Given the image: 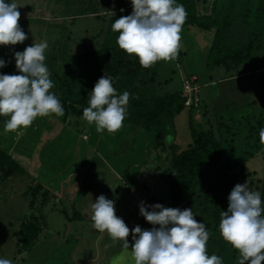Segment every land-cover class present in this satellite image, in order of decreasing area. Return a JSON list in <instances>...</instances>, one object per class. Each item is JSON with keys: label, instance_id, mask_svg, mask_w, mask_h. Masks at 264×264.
Returning <instances> with one entry per match:
<instances>
[{"label": "rangeland", "instance_id": "374dc122", "mask_svg": "<svg viewBox=\"0 0 264 264\" xmlns=\"http://www.w3.org/2000/svg\"><path fill=\"white\" fill-rule=\"evenodd\" d=\"M16 3L22 5L18 6V23L27 39L15 45H5L7 59L14 74H19L15 52L24 51L34 42L47 41L44 63L52 81L60 64L63 68L66 63L72 64L79 53L90 50L93 53L103 46L117 45L119 33L112 31V24L133 11L131 0H16ZM186 29L180 34L181 47L175 62L157 61L158 71L170 87L174 85L181 88L183 78L192 74L197 75L202 84L208 81L206 49L203 45L211 43L213 32L203 31L196 26ZM234 78L227 76L220 80V85L217 82L203 84L200 91L203 104L209 106L211 115L215 111L221 114L222 123L233 125L232 131L237 130L239 134L234 145L238 152H232L231 157H224L214 169V177L232 170L236 174L241 173L246 166L250 171L256 169L255 172L260 166V173L264 172V155L261 153L264 144L260 142V131L254 135L249 128L251 123L244 122V126H237L238 122L228 120L233 107L238 103H249L256 96L253 93L257 91L258 85L251 86L258 80L247 74ZM252 108L257 107H249V114ZM263 109L264 103L261 109L254 110V114H260ZM203 111L204 107L201 111H195L185 106L182 113L176 116L177 133L172 135H177L182 148L189 139L188 120L191 118L195 124H200L204 120ZM51 118L54 128L46 133L45 121ZM72 122L73 118L65 123L51 115L38 116L28 127L29 130L22 131L23 135L0 133V142L5 141L8 150L16 152V158L27 168L30 177H35L43 186H49L48 190L51 191L43 202L44 206H41L33 204L23 194L25 184L12 181L13 177L0 186V257L11 259L13 264H87L91 260L93 264H133L130 257L124 256L123 241L111 238L107 246L104 238L108 233L99 232L93 227L90 201L103 194L115 202L116 215L130 229L127 238L130 252L134 244L131 229L137 225L142 230L147 229V220L139 213L140 203L152 199L164 207L170 205V189L161 170L172 162L171 144L165 139L166 144L157 148V140L151 132L147 134L148 139L143 136V140H140L138 131L132 128L122 126L116 132L106 129L97 132L94 122L88 123L90 125L86 128L81 122L75 129L74 124L70 125ZM252 145L255 153H249ZM258 179L262 178L253 176V183ZM75 186L78 187V195L86 197L74 203L72 198L69 207L73 208H63L62 204L64 200L68 201V196L62 192L59 195L61 202L58 203L52 191L70 192ZM94 186L98 195L90 191ZM19 222L22 225L37 224L39 227L37 240L27 249H22L20 241H16V237H20L16 234L20 229ZM149 225L154 227L151 223Z\"/></svg>", "mask_w": 264, "mask_h": 264}, {"label": "trees", "instance_id": "16d2710c", "mask_svg": "<svg viewBox=\"0 0 264 264\" xmlns=\"http://www.w3.org/2000/svg\"><path fill=\"white\" fill-rule=\"evenodd\" d=\"M9 1L6 0L8 3ZM210 1L202 0L200 3L199 0H176V3L182 4L187 12L182 31L196 26L203 31L213 32L211 43L203 45L207 57L205 64L207 82H217L220 85V80L227 76L236 79L234 77L245 74L253 75L258 80L251 86L252 88L258 85L257 91L253 93V96L254 94L256 96L249 103H238L233 107V113L228 119L230 122H238L237 126H244V122L251 123L249 128L256 135L264 128V109L260 114H254V110L261 109L264 103V0H212L209 3ZM0 59L6 62V66L0 68V74H14L7 59L5 45H0ZM167 62H175V59ZM158 64L159 62H156L151 67L144 68L135 54H127L118 44L103 46L93 53L92 50L81 52L76 60H72V64L66 63L65 68L60 64V69L54 73V86L51 92L60 100L64 115L51 116L55 119L58 117L65 123L69 118H73L74 123L70 125L74 124V129L81 122L85 124L84 128L88 127L90 124L87 125L89 122L83 118V110L89 106L92 89L102 76L107 74L115 77L113 87L117 94L121 95L124 91L130 93L123 126L138 131L141 140L143 136L147 138L150 132L154 133L157 148L170 137L166 141L171 144L172 162L161 170L170 189L168 207L181 210L191 208L194 218L197 222H204L209 232L207 242L209 256L212 254L220 256L223 264H239L238 250L225 241L220 233V213L227 211L228 196L238 183L248 182L250 190L260 192L264 206V172L260 173V166L257 172L256 169L250 171L246 166L241 173L236 174L232 170L218 176L219 178L214 177L213 171L224 157L226 155L231 157L232 152H238L234 145L239 134L237 130L232 131L233 125L222 123L221 114L215 111L214 115H211V109L203 104L201 96L198 106L189 109L201 111L204 107L202 113L204 120L200 124H195L191 118L188 120L189 139L186 146L181 147L177 135L173 136L172 133H177L176 116L185 109L183 86L181 88L167 86L162 73L158 71ZM156 80L159 82L156 83ZM255 106L257 108H252L249 114L248 108ZM241 111L244 113L239 114ZM8 119L10 116L0 115V133L10 134L5 131ZM52 119L45 121L46 133L54 128ZM26 130L29 128H20L17 131ZM14 135L17 136V132ZM161 151L164 152V149L161 148ZM252 152L255 153L253 145L249 153ZM261 153L264 155V149ZM16 155L13 149L8 150L5 141L0 142V186L12 177V181L22 184L21 181L30 176ZM18 173L20 175L14 177ZM23 175L26 177L23 178ZM253 176L262 178L255 182L258 186L253 183ZM34 185L36 186L29 188L27 192H32V203L39 201L41 197L47 199L50 192L38 188L41 183ZM149 224L147 221V229L152 228ZM39 233L37 224L34 226L23 223L19 237L21 248L27 249L37 240Z\"/></svg>", "mask_w": 264, "mask_h": 264}, {"label": "clouds", "instance_id": "9594fccd", "mask_svg": "<svg viewBox=\"0 0 264 264\" xmlns=\"http://www.w3.org/2000/svg\"><path fill=\"white\" fill-rule=\"evenodd\" d=\"M131 3L132 13L112 24V31L119 33L118 46L129 55L135 54L144 68L159 60L175 59L187 17L184 6L176 0H131ZM18 6L22 5L16 0L11 3L0 0V45H15L27 39L18 23ZM47 48V41H40L22 52H15L19 74H0V115L10 116L5 123L6 132H17L20 136L23 133L17 130L31 126L38 116L64 115L60 100L49 91L54 85L44 63ZM5 66L6 62L0 59V68ZM114 79L107 74L99 78L91 91L89 106L83 110V118L90 124L94 122L97 132L118 131L127 114L130 93L124 91L118 95L113 87ZM259 137L264 144V128ZM228 201L227 211L220 213L219 230L223 239L238 250L239 264H262L264 206L261 193L250 190L248 182L238 183ZM114 204L103 194L90 204L93 227L99 232L106 231L114 240L123 241L124 256L130 257L133 264H223L220 256H209V232L204 222H197L191 208L181 210L159 203L151 205V211L143 201L140 203V215L154 227L132 228L134 244L129 252L130 229L116 215ZM0 264L13 262L0 257Z\"/></svg>", "mask_w": 264, "mask_h": 264}, {"label": "crops", "instance_id": "0c3cea01", "mask_svg": "<svg viewBox=\"0 0 264 264\" xmlns=\"http://www.w3.org/2000/svg\"><path fill=\"white\" fill-rule=\"evenodd\" d=\"M193 76H197V75H195V74H192ZM197 82L199 83V84H201L202 86H203V84H206V83H209V82H204L203 84L202 83H200L199 81H198V76H197ZM210 83H212V82H210ZM140 140H141V138H140ZM157 169H158V166H157ZM26 170H27V168H26ZM28 172V171H27ZM29 175H31L30 173H28ZM26 177V176H25ZM36 178L34 177V178H31L30 176H28V177H26V179L25 180H23V181H21V182H23L22 184H25L23 187H25V191L23 192V194L24 195H26V196H28V198H29V200H31V201H33V199H32V192L30 191V193H27L28 192V190H29V188H33V187H35V186H28V185H31V184H35V183H38V182H40V181H38V180H36L35 182H34V180H35ZM38 188H40V189H43L44 190V192H45V190H48L49 189V186H43V185H41L40 187H38ZM42 190V191H43ZM49 191V190H48ZM90 191H91V193L92 194H97L98 195V193H96V191H95V186L93 187V188H91L90 189ZM49 192H51V191H49ZM62 192H63V194H66L67 196H68V201L67 200H64V203L62 204V206H63V208H66V206H68L69 207V202H71V200H72V198H73V203L75 202V201H77V200H80V199H82V198H84V197H86V196H80V195H78V187H76L75 186V188L73 189V190H71L70 192H65V191H60V192H54V191H52V193H54L56 196L54 197V199H56L57 198V200H58V203H60L61 202V197L59 196V195H61L62 194ZM77 196V198L75 199V197ZM31 198V199H30ZM44 197H41L40 199H39V201H37V202H34V203H38V205H40V204H42L41 206H44V204H43V202L45 201V200H47L48 199V197H47V199H43ZM154 198V197H153ZM146 200H148V199H146ZM95 201V199L93 198L90 202H94ZM30 202V201H29ZM33 203V204H34ZM55 204H57V202L55 203ZM54 206V205H53ZM70 207H72V206H70ZM69 207V208H70ZM54 208V207H53ZM73 208V207H72ZM61 215H62V213H60ZM142 216V215H141ZM68 219L69 220H71L70 219V217H68ZM69 224H71V222L69 223ZM21 225H22V223H20L19 222V232L18 233H16L17 235H21V230H22V228H21ZM104 233V232H103ZM102 233V234H103ZM102 234L101 235H98L99 237H101L102 236ZM0 237H1V235H0ZM8 238H9V234H8V237L6 238V240H8ZM105 244L107 245V246H109V243H111V237H109V235H106L105 236ZM19 241L20 239H19V237H18V239H17V237H16V241ZM14 247H15V243H14ZM6 249H8V248H6ZM82 263H83V261H82ZM87 264H93V260H91L90 262H88Z\"/></svg>", "mask_w": 264, "mask_h": 264}, {"label": "built area", "instance_id": "2783aa9c", "mask_svg": "<svg viewBox=\"0 0 264 264\" xmlns=\"http://www.w3.org/2000/svg\"><path fill=\"white\" fill-rule=\"evenodd\" d=\"M202 85L197 82V76H191L189 78H185L183 81V96L185 98V106L193 107L198 106L200 100V91ZM158 202H152L150 200H146L144 202L147 210L151 211V205H154Z\"/></svg>", "mask_w": 264, "mask_h": 264}]
</instances>
